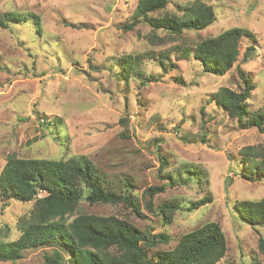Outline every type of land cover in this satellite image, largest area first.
Returning a JSON list of instances; mask_svg holds the SVG:
<instances>
[{
    "label": "rangeland",
    "instance_id": "1",
    "mask_svg": "<svg viewBox=\"0 0 264 264\" xmlns=\"http://www.w3.org/2000/svg\"><path fill=\"white\" fill-rule=\"evenodd\" d=\"M193 1L169 0L162 13H180ZM138 2L0 0V17L15 12L41 19V30L31 18L0 26V174L10 154L87 157L110 190L137 199L140 215L123 203L82 201L75 216H116L151 235L165 233L170 241L153 251L171 250L182 235L215 222L228 242L221 264H251L253 256L264 262L259 251L264 226L249 225L239 207L264 199L256 160H242L246 147H264V134L242 128L214 96L222 87L242 90V70L255 85L249 113L264 108V0H207L216 21L181 36L155 32L147 22L124 30ZM236 27L254 38L241 40L230 72L205 73L193 56L195 46ZM250 46L254 55L242 62ZM131 62L134 72L125 66ZM161 186L166 190L154 196L150 212L148 189ZM206 197L211 203L190 210ZM175 202L180 208L164 226L160 207ZM32 207L13 201L3 208L0 200V242L21 234L19 223ZM51 252L29 250L18 262L0 264H44Z\"/></svg>",
    "mask_w": 264,
    "mask_h": 264
},
{
    "label": "trees",
    "instance_id": "2",
    "mask_svg": "<svg viewBox=\"0 0 264 264\" xmlns=\"http://www.w3.org/2000/svg\"><path fill=\"white\" fill-rule=\"evenodd\" d=\"M168 4L169 0H139L133 22L126 25L124 30L131 31L138 24L147 22L155 32L181 36L185 31L205 30L216 21L214 8L207 0H194L182 7L180 13H162ZM154 14L157 16L154 17ZM29 18L41 30L40 16L28 14L26 18L15 12L0 17V26L9 28L10 23ZM244 37L253 39L254 35L240 27L229 29L217 37L200 41L193 50V56L201 62L205 73L222 77L239 60ZM150 42H153V38ZM254 52L255 47L250 46L242 62H249ZM125 66L129 67L130 72L134 69L132 62ZM239 76L243 83L242 90L222 87L214 95L215 99L242 128H256L264 134V108L255 114H250L247 109V101L255 85L244 71L239 70ZM126 79H129V75H126ZM58 121L55 120V124ZM246 158L256 160V173L264 176V147H246L242 160ZM164 178L174 186L171 175ZM165 190V186L148 189L149 194H146L151 198L148 204L150 212H154V196ZM0 200L3 208L13 201L33 205L30 214L19 223L21 234L12 241L0 242V262L15 263L22 259L26 251L48 247L52 252L44 256V264H221L228 252L226 236L215 222L182 235L171 250L153 251L157 243L167 244L170 241L165 233L151 235L116 216H75L82 201L90 205L123 203L138 216L141 210L137 199L110 190L94 163L83 156L51 160L20 158L10 154L0 174ZM208 203L211 200L206 197L194 202L190 210ZM239 207L240 215L249 225L254 228L264 226V199L242 201ZM179 208L178 202L160 207L164 226L172 223L174 213ZM259 238V251L264 261V237ZM251 264L264 262L253 256Z\"/></svg>",
    "mask_w": 264,
    "mask_h": 264
}]
</instances>
